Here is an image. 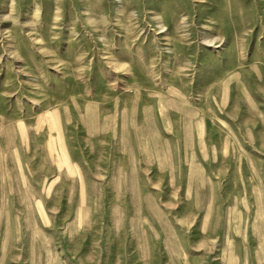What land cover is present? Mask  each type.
<instances>
[{
  "label": "rangeland",
  "instance_id": "obj_1",
  "mask_svg": "<svg viewBox=\"0 0 264 264\" xmlns=\"http://www.w3.org/2000/svg\"><path fill=\"white\" fill-rule=\"evenodd\" d=\"M0 264H264V0H0Z\"/></svg>",
  "mask_w": 264,
  "mask_h": 264
}]
</instances>
